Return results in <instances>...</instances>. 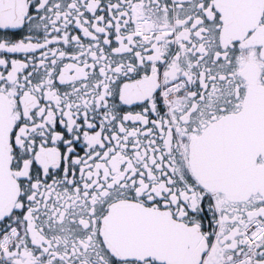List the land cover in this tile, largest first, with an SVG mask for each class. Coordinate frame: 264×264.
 <instances>
[{
	"label": "snow or ice",
	"instance_id": "snow-or-ice-1",
	"mask_svg": "<svg viewBox=\"0 0 264 264\" xmlns=\"http://www.w3.org/2000/svg\"><path fill=\"white\" fill-rule=\"evenodd\" d=\"M0 264H264V0H0Z\"/></svg>",
	"mask_w": 264,
	"mask_h": 264
}]
</instances>
